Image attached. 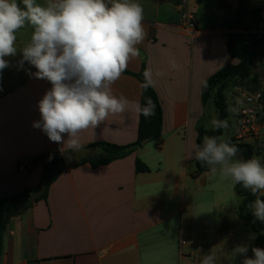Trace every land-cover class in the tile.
I'll use <instances>...</instances> for the list:
<instances>
[{
	"label": "crops",
	"instance_id": "1",
	"mask_svg": "<svg viewBox=\"0 0 264 264\" xmlns=\"http://www.w3.org/2000/svg\"><path fill=\"white\" fill-rule=\"evenodd\" d=\"M136 2L143 9L145 36L136 45L140 54L129 59L125 70L139 73L144 62V77L150 74L161 105L160 138L154 146L146 144L107 165L68 168L44 200L27 203L10 219L0 264H242L244 257L235 251L239 245H247V256L253 257L254 239H244L236 208L230 214L220 199H207L210 192L204 202H196L195 195L203 194L196 186L206 185L210 172L197 175L195 159L189 158L197 128L208 130L203 125L207 102L201 100L202 86L236 63L227 51L228 37L235 32L223 27L222 12L212 0ZM182 13L193 15L194 29L182 24ZM22 30L17 32L18 47L31 37ZM5 59L10 67L0 76V199L34 189L49 155L60 154L59 146L32 126L40 119L38 101L50 83L30 76L26 69H36L27 62L18 66L19 50ZM111 89L129 101L126 111L110 113L98 127L81 130L78 148L135 142L140 82L121 74ZM245 144L264 164V136ZM62 147L63 153L77 149ZM35 158L40 159L32 163ZM136 159L149 171L137 173ZM19 166L27 170L20 173ZM191 240L197 244H181Z\"/></svg>",
	"mask_w": 264,
	"mask_h": 264
},
{
	"label": "clouds",
	"instance_id": "2",
	"mask_svg": "<svg viewBox=\"0 0 264 264\" xmlns=\"http://www.w3.org/2000/svg\"><path fill=\"white\" fill-rule=\"evenodd\" d=\"M0 0V76L10 67L6 57L17 55L36 69H26L30 76L50 83L38 101L40 119L33 127L40 129L56 143L60 155L63 147H79L81 130L98 127L111 114L124 113L129 101L112 93L113 85L126 69L129 59L138 56L136 47L145 32L143 9L136 0ZM30 26V41L17 46L18 30ZM144 87L151 86L145 73ZM154 104L147 98L140 108L145 117L154 114ZM213 130L226 129L227 120L213 118ZM239 149L224 136L203 137L193 144L189 158L213 172L231 178L249 190L256 199L249 205L255 219L264 222V164L261 158L241 159ZM55 154L49 155V161ZM251 238H255L252 236ZM236 253L242 264H264V248L253 247V257L247 256L248 246L239 245ZM207 264V262H206Z\"/></svg>",
	"mask_w": 264,
	"mask_h": 264
},
{
	"label": "trees",
	"instance_id": "3",
	"mask_svg": "<svg viewBox=\"0 0 264 264\" xmlns=\"http://www.w3.org/2000/svg\"><path fill=\"white\" fill-rule=\"evenodd\" d=\"M198 4H201L208 0H195ZM215 2L218 10L222 12V25L229 31L242 30L245 32L256 31L259 29L261 22L260 19V8L251 7V3L254 0H233L236 2V6L233 7L228 0H212ZM264 4V0H261ZM251 16V22L246 23L245 19L247 16ZM227 51L231 59L235 60L236 63L228 64L223 67L211 77H209L203 84L201 89V100L205 104L213 95V105L216 109L215 118L220 120H226L228 117V105L225 101V92L232 85H240L244 88L247 87V83L250 82L251 86L257 85L258 77L253 73L254 69V56H251L252 52L258 53L264 58V35H238L233 34L228 37L227 40ZM145 64L142 62L141 70L139 73H132L124 70L122 74L132 76L136 78L141 85L140 92V103H139V121L137 128V138L135 142L125 145L118 146L107 142H99L89 146L97 148L100 155L97 159H90L82 161L72 168L77 167L81 163H89L92 168H96L101 165H107L111 162L119 159H123L133 153L136 149L140 148V144L145 139L154 141L160 138L162 132V111L158 97L151 86L144 87L146 79L144 77ZM6 69L3 70L5 74ZM147 98H151L154 104V114L150 117H145L140 108L145 106ZM262 106L261 111L264 117V97L260 100ZM198 136L196 144H201L203 137L208 136H222V129L216 130H204L201 127L197 128ZM230 140L232 144L236 145L239 149L237 157L241 159H250L253 156L252 148L247 144L237 142L233 137H225ZM87 146V147H89ZM41 158V157H40ZM35 158L32 163L39 160ZM196 174L199 175L203 172L209 171V167L202 165L198 161H194ZM68 168L63 163L62 155L56 154L55 158L51 161H47L42 166L41 178H46L48 184L44 190L43 195L32 202L44 200L47 195V191L50 185ZM135 171L137 173L148 172L149 169L140 160L135 161ZM33 190L23 189L17 194L0 199V254L3 249V235L7 229L9 221L12 217L21 214L27 203L31 202L29 193ZM234 192L240 199L237 212L238 217L249 226L255 238L253 240V247L264 248V222H261L253 216L248 214L249 205L256 199L249 190H245L240 184L234 183ZM262 199H264L262 197Z\"/></svg>",
	"mask_w": 264,
	"mask_h": 264
},
{
	"label": "rangeland",
	"instance_id": "4",
	"mask_svg": "<svg viewBox=\"0 0 264 264\" xmlns=\"http://www.w3.org/2000/svg\"><path fill=\"white\" fill-rule=\"evenodd\" d=\"M21 2L22 0H17V2ZM229 1V0H228ZM231 3H233V7L236 6V2L233 0H230ZM23 6V4H22ZM251 7L253 8H260L262 9L264 7V4L261 2V0H254L251 3ZM246 23L251 22V16H247L245 19ZM21 32L27 33L31 32L32 29H27L26 27L22 28ZM235 34L238 35H246L245 31L238 30L235 31ZM251 56H254V69L253 73L257 75L258 80H261L264 78V58L261 57L258 53L252 52ZM244 87L240 85H232L229 87V89L225 92V101L228 105V127L226 129H222V136L224 137H233L236 134L237 131V124H236V114L237 110L243 106L244 99L242 98V93H243ZM216 115V109L213 105V95H211L210 99L207 101L206 108H205V117L203 121V125L206 129L212 130L211 126V120L215 117ZM157 143V140L150 141L147 143V147H152ZM253 157H256L255 154L253 153ZM209 177L205 178L206 180V185H197L196 188H203V194H196L197 190H195V197L196 202H204L206 195L208 192H210L207 196V199L215 200V199H220L222 204L229 210L230 214L235 213L234 209L238 208L240 204V199L236 196L234 192V182L232 179L225 178L220 174L219 166H217V171L213 172L211 168L209 169ZM212 190V191H211ZM215 192V194H214ZM214 194V195H213ZM237 212V211H236ZM238 213V212H237ZM248 214H253L251 209L248 210ZM218 221V219H217ZM241 233L244 237L245 240H249L252 236H255L251 228L247 225H245L244 222L241 224ZM253 246V242L251 243V248Z\"/></svg>",
	"mask_w": 264,
	"mask_h": 264
},
{
	"label": "built area",
	"instance_id": "5",
	"mask_svg": "<svg viewBox=\"0 0 264 264\" xmlns=\"http://www.w3.org/2000/svg\"><path fill=\"white\" fill-rule=\"evenodd\" d=\"M186 0H182L185 3ZM260 25L256 31L245 32V34L251 35H264V7L260 13ZM181 22L188 28L194 29L195 19L192 14L182 13ZM260 87L254 94H249L243 90L242 98L244 99L243 106L237 110L235 117L237 124V131L234 139L242 144H245L248 140L258 139L261 135L264 136V117L261 111L260 100L264 97V78L261 79L258 84ZM27 170L25 166H19L18 171L23 173ZM182 245H196V241H181Z\"/></svg>",
	"mask_w": 264,
	"mask_h": 264
},
{
	"label": "water",
	"instance_id": "6",
	"mask_svg": "<svg viewBox=\"0 0 264 264\" xmlns=\"http://www.w3.org/2000/svg\"><path fill=\"white\" fill-rule=\"evenodd\" d=\"M246 86L247 87L245 91L249 94L256 93V91L260 87L259 85L251 86L250 82H248ZM149 141L150 139L143 140L140 146L142 147L146 145ZM99 155H100V152L97 148L93 146H89V147H81V148L66 151L64 155H62V159H63V163L66 166V168H72L74 165L82 161H86L90 159H97ZM47 184H48V180L46 178H42L39 184L29 193L30 200L35 201L39 199L43 195Z\"/></svg>",
	"mask_w": 264,
	"mask_h": 264
}]
</instances>
